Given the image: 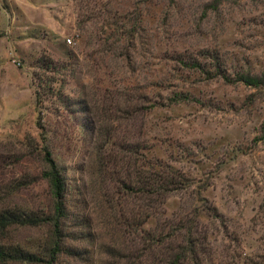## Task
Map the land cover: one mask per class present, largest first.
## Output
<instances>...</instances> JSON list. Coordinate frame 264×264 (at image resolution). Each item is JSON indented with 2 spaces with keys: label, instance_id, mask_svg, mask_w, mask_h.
I'll return each instance as SVG.
<instances>
[{
  "label": "rangeland",
  "instance_id": "rangeland-1",
  "mask_svg": "<svg viewBox=\"0 0 264 264\" xmlns=\"http://www.w3.org/2000/svg\"><path fill=\"white\" fill-rule=\"evenodd\" d=\"M88 1L0 0V213L54 217L41 177L46 151L65 175L67 213L57 227H0V251L48 261L57 248L55 264L150 257L151 238L109 213L114 180L96 164L97 130L107 127L113 139L152 148L140 161L155 155L183 179L146 229L198 227V264H264V86L236 81L264 76V0L214 10L213 0H111L109 13L100 8L108 0ZM110 15L136 22V38L108 30ZM42 57L64 86L59 99L41 92L39 104L33 74ZM175 93L189 100L174 103ZM162 238L165 248H186L187 237ZM0 264L39 263L3 256Z\"/></svg>",
  "mask_w": 264,
  "mask_h": 264
},
{
  "label": "trees",
  "instance_id": "trees-1",
  "mask_svg": "<svg viewBox=\"0 0 264 264\" xmlns=\"http://www.w3.org/2000/svg\"><path fill=\"white\" fill-rule=\"evenodd\" d=\"M89 1H92L94 3L93 7L95 6L96 8L101 4V0ZM112 1H106L100 7L101 10L107 13L111 12V10H108V7ZM169 1L172 3L176 2V0ZM229 1L234 2L236 0H213L212 4H210L211 9H217L220 4ZM143 2H148V0H142L141 3ZM124 16L126 15L124 14ZM110 17L111 19L105 20L104 23L107 22L105 25L112 33L116 34L119 32V36L124 35V37H119L120 40L122 38H131V40L136 38L139 30L136 22V24L134 23L132 25L133 27L129 28L126 24H120L118 19H113L112 15ZM96 18H99L97 14ZM102 20H104V16ZM109 20H112V22ZM119 39L117 40L118 42ZM36 63L38 65L37 71L33 74V86L36 88L35 95L37 103L40 104L42 102L41 92H45L51 97L59 99L61 94H63L61 93V88L64 86V81L58 77L59 71L56 69V66H54L51 59L45 57H42ZM185 66L187 65L185 64ZM190 66L193 69L202 68V65L197 63L191 64ZM220 76L225 81L232 82L228 77ZM236 81L254 87L264 86V76L250 77L249 75H240ZM174 96L172 99L174 103L187 102L189 100L182 93H175ZM97 133L99 135L96 139L99 146V156L96 163L99 167L98 170L100 171V167H103V171L106 169L104 174H108L109 178L114 180V198L110 201L109 213L114 215V219L118 218L119 225H126L125 228L134 233L133 235L151 238L146 239L149 243L148 251L150 252V257H132L127 255L126 260L129 261V264H198V259L194 254L196 243L193 238L201 237L198 227L193 225L185 226V224L181 228L165 226L164 232L162 227L158 232H156V229H146V226L154 221L152 219L156 216L155 214H158L157 211L165 205L168 197L182 186V177L155 155L147 158L143 162L140 161L138 158L139 152L148 150V152L154 154L152 148H147L132 139H113L115 131L111 130V128L105 127V129H98ZM111 148H114L116 152L109 157H105V149ZM43 159L46 162V169L43 171L41 177L47 182L51 192L54 217L43 212L38 214V212L33 211L5 210L0 213V227L7 228L12 225L38 226L50 222H54L57 227L60 221L66 218L65 175L52 158L50 151L45 152ZM107 167H109L108 171ZM139 201L143 203L142 211H139L140 206L136 205ZM132 204H134L133 208L131 207ZM179 230L183 232L178 233ZM162 237H187L186 248L181 251H178L172 245L165 248L166 239L164 240ZM56 251H58L57 248L49 250L52 256L48 261L35 254L24 251H13L11 255L10 253L0 251V257L8 256L11 260L29 263L55 264L56 258L53 255H56L54 253ZM119 251L117 250V253Z\"/></svg>",
  "mask_w": 264,
  "mask_h": 264
},
{
  "label": "built area",
  "instance_id": "built-area-1",
  "mask_svg": "<svg viewBox=\"0 0 264 264\" xmlns=\"http://www.w3.org/2000/svg\"><path fill=\"white\" fill-rule=\"evenodd\" d=\"M67 42L70 44L71 43V41L70 40H67Z\"/></svg>",
  "mask_w": 264,
  "mask_h": 264
}]
</instances>
